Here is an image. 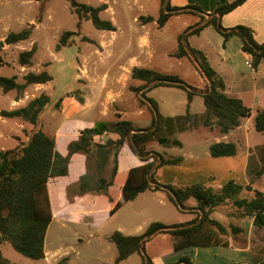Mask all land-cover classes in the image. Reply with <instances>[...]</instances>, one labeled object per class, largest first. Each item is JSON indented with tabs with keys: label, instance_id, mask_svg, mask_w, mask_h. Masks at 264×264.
<instances>
[{
	"label": "trees",
	"instance_id": "1",
	"mask_svg": "<svg viewBox=\"0 0 264 264\" xmlns=\"http://www.w3.org/2000/svg\"><path fill=\"white\" fill-rule=\"evenodd\" d=\"M67 1L78 16L77 26L81 20L89 19L99 29L115 30L110 19L100 17V12L106 8L105 3L91 5L77 0ZM243 1L231 0L218 3L213 11L206 13L209 16L207 19L198 21L179 35L177 48L170 53L173 57L186 56L190 60L203 78L202 86L188 84L173 73H164L144 66L131 67V81H139V83L131 82L128 86L138 96L140 105H145L151 115V122L146 127H135L132 121L120 117V114L111 122L95 121L92 125L80 129L76 138L68 141L67 151L63 155L57 151L53 136L45 133L38 125L39 116L50 101L49 95L44 90L39 91L23 105L0 109L2 117H18L33 125L26 132L25 141L11 148H0V245L8 243L15 251L32 259L45 256V233L52 218L47 182L50 178L67 174L70 156L77 151H81L86 158L85 171L79 176L74 188L75 192L83 194L94 191L106 195L112 204L110 213L146 189L163 190L179 210L196 212L193 219L184 223L152 221L143 232L138 234H124L120 230H113L107 236L108 241L114 244L117 251L113 264H118L134 252L141 255V264H152L144 251V243L158 233H166L170 236L174 250L196 245H227L228 229L210 216L215 206L226 201L236 207L241 215H251L252 225L264 231V191L252 189L247 184L245 188L253 190V194L249 198L241 197L239 194L243 186L234 180H227L216 190L203 182L185 186L160 183L154 178L156 170L164 164H177L182 157L180 155L164 157L158 152L145 149V144L150 140H155L165 147L181 146L178 139H170L163 134L161 130L164 128L165 131L170 132L174 129L187 128L194 123L195 126L215 127L220 133H226L238 126L241 118L249 116L251 109L240 98L229 96L224 92L222 79L209 66L201 51L191 47L186 41V33H198L204 25L210 24L224 39L230 35H237L241 41V49L248 56L250 66L255 69L261 58H264V41L257 42L253 37L252 29L246 25L224 27L220 22L224 13ZM159 5L158 15L155 18L158 27H162L172 15L186 12L199 15L204 13L196 4L172 6L169 0H159ZM141 19L148 22L154 17L146 15L141 16ZM30 32V28L10 31L3 40H0V65L7 63L2 53L3 44H14L26 39ZM72 33L71 30H64L57 39L55 49L67 43ZM80 38L94 43L85 35H81ZM35 49V44L32 43L30 48L20 50L16 57L17 64L32 65ZM21 78L22 80L19 81L16 74L10 76L0 74V90L3 93L14 90L15 99H18L27 85L48 82L52 76L41 69L27 71ZM156 86H174L186 92V107L183 115L163 116L159 112L156 101L146 94L149 89ZM194 94L200 95L203 99L204 113L200 123H196L195 117L189 112V102ZM186 123L187 126L184 125ZM253 127L264 133V109L256 110ZM103 133L108 135L102 141L94 140ZM125 144L139 157L141 163L119 171L117 154ZM208 149L211 156L234 155L237 150L233 141L213 142L209 144ZM111 156L113 164L108 176L105 177L102 171ZM263 173L264 159L256 176ZM190 197L195 200L194 206L185 203ZM229 229L231 233L240 230L232 226ZM179 262L192 264L187 256L179 257L172 264ZM66 263V256L58 261V264ZM0 264L20 263L9 260L0 251Z\"/></svg>",
	"mask_w": 264,
	"mask_h": 264
},
{
	"label": "rangeland",
	"instance_id": "2",
	"mask_svg": "<svg viewBox=\"0 0 264 264\" xmlns=\"http://www.w3.org/2000/svg\"><path fill=\"white\" fill-rule=\"evenodd\" d=\"M77 1L91 5L106 2L109 8L101 11L100 17L110 18L116 29H99L89 19L81 20L77 26L78 16L67 0H0V37L22 28H30L31 31L26 39L14 44H3L2 53L7 63L0 66V74H17L20 81L22 74L27 71L43 69L51 74L50 81L36 90L28 88L21 97L26 102L41 90L49 95L50 101L41 112L38 125L47 134H52L55 127L64 120L68 121L60 128V131H65L68 135L59 137L56 142L58 151L63 154L67 151L68 141L77 135L80 128L92 125L95 121L111 122L116 115L121 114L123 118L132 121L135 127H146L150 124L151 115L148 108L140 105L138 96L128 86L131 82L136 84L131 81L128 65L133 56L143 58L149 53L148 67L177 74L186 83L201 86L200 75L187 58L168 56V52L175 50L177 46L176 32L180 30L179 32L183 33L185 24H191L196 18L189 15L173 18L161 28L150 22L144 23L149 32V45L140 48L138 37L143 29L133 16L156 14L160 6L159 0ZM64 30H71L73 33L68 37L67 43L55 49L57 39ZM81 35L89 37L94 43L82 40ZM32 43L36 48L33 64L21 70L16 62L17 54L22 49L30 48ZM120 64L122 66L115 79L112 76ZM147 94L158 102L159 112L163 115L184 114L181 90L157 86ZM15 97L14 90L6 93L0 90V109L18 106L12 102ZM202 108V99L198 96L193 101L192 110L198 112ZM69 123H72L71 129ZM196 123L200 121L196 119ZM184 125L187 126V123ZM32 127L29 122L18 118L0 116V148H11L23 142L26 132ZM206 128L195 126L194 123L187 128L170 132L164 128L161 130L163 134L170 139H178L181 146L165 147L155 140H150L145 144V149L158 152L164 157L203 154L208 151V142L213 137ZM100 139L103 138H95V141ZM118 153L119 162H122L121 168L140 161L128 146L119 149ZM85 158L81 151L74 152L70 156L67 174L51 178L48 182L53 217L45 234L47 256L32 259L15 251L8 243H3L0 245V251L5 257L20 264H58V260L66 255L77 260L78 264H110L109 257L116 254V249L103 237L113 230L119 229L126 234L141 233L152 221L171 222L170 220L192 216L176 211L168 202L163 208L157 196L159 194L150 191L122 204L112 214H109L107 208L99 205L84 208L83 206L89 203L88 200H83L82 206L76 205L72 201L74 196L102 194L94 191L77 194L74 190L79 176L85 171ZM112 164L111 156L102 171L103 176H108ZM169 167H173V164ZM257 186L261 190L264 188V184ZM62 192L68 202H64L62 196V206L58 208V202L61 200L59 193ZM55 208L57 209L54 211ZM217 214L218 211H215L213 216L219 219ZM139 263L137 254H132L123 264Z\"/></svg>",
	"mask_w": 264,
	"mask_h": 264
},
{
	"label": "crops",
	"instance_id": "3",
	"mask_svg": "<svg viewBox=\"0 0 264 264\" xmlns=\"http://www.w3.org/2000/svg\"><path fill=\"white\" fill-rule=\"evenodd\" d=\"M228 1L231 0H169L170 5L172 6H184L187 4H196L200 7V9L204 13H201L200 14L201 16L197 13H189V12L172 15L168 18L166 23L173 18H179L181 16L189 15L196 18V20H193L191 24H185V28H184L185 30L188 27L196 24L198 21L200 20L204 21L205 19H207L209 16L206 13H210L211 11H213V9L218 3H224ZM101 3L106 4V8L102 10V11H106L109 8L108 4L106 2H101ZM146 15L153 16L154 19L148 22L152 24H156L155 18L158 15V11L156 14H144V15L133 16V19L139 22L141 24V28L143 29V31L140 33L138 37V47L140 48L149 45V32L144 25V23H147V21L141 19V16H146ZM220 22L224 27H231L237 24L246 25L252 29L254 39L257 42H262L264 41V0H244L241 4H239L235 8L224 13L220 18ZM112 23L114 24L113 21ZM114 26L116 25L114 24ZM179 31H177L175 34L176 45H177L178 37L181 34ZM1 38L4 37H0V40ZM186 41L191 47L201 51V53L205 57L206 62L214 70V72L222 79L224 83V92L229 96L240 98L242 102L251 109V112L249 116L241 118L240 124L238 126L229 130L226 133H220L218 129L215 127L209 128L207 126L200 125L203 127H207L206 128L207 132L213 135L212 140L208 142L207 147H209L210 143L217 141H224V142L233 141L236 144V149H237L234 155L211 156L209 154V149L207 152L203 154L194 153V154H189L188 156L180 155L182 157L180 162H178L177 164H173V167H169L170 164H164L160 166L156 170L154 174V178L156 179V181L160 183H171L175 186H185L195 182H203L206 186L211 187L213 190L218 189L227 180H234L235 182L243 186L239 195L241 197L249 198L252 196L253 190L246 189L245 185L249 184L252 187V189L261 190L258 188L257 185L264 184V173L259 176H256V172L260 167L261 161L264 159V133L255 130L253 127V118L256 113V110L264 109V58H261L256 68L253 69L250 66L248 56L241 49V41L239 37L237 35H230L229 37L224 39L223 36L219 34L210 24L204 25L198 33H191V32L186 33ZM173 51L168 52V56H171L170 53H172ZM149 56H150L149 53L145 54V57L143 58L133 56V58H131L130 61L128 62L129 70L131 69L132 66L148 67ZM173 58H187V57L182 56V57H173ZM187 60L190 62L188 58ZM190 64L192 65L191 62ZM121 66H122L121 64L117 66V71L116 72L114 71L115 73L112 76L113 78L116 79L117 72L120 70ZM25 67L26 66H20V69L24 70L22 68ZM192 67L196 70V68L193 65ZM198 74L200 75V83H201L200 85L202 86L203 78L199 72ZM133 82H136V84L139 83V81H133ZM45 83L29 84L26 86L24 92H26L28 88H33V90H36L40 88L42 84ZM166 87L176 88L183 92V98H184L183 104H184V112H185L186 92L178 87H174V86H166ZM153 88L149 89L146 92V94L150 93ZM198 96L202 99V97L198 94H194L192 96L189 102V112L193 115V117H195V119L201 121L202 115L204 113V105L203 108L198 112H194L192 110L193 101ZM12 102L15 103V105H23L25 103L22 97L18 99L14 98ZM18 103H22V104H18ZM156 103H157V107H160L158 102ZM202 104H203V99H202ZM163 116H175V115L164 114ZM120 117H122L121 114ZM3 118H7V117H3ZM10 118H18V117H10ZM117 118L118 116L116 115L115 119ZM67 122L68 121L64 120L60 125L55 127L54 131L51 132L52 134L48 133L49 135L53 136L55 140L56 149H57V143H56L57 139L59 137L68 135V133H66L65 131H60V128L64 126V124H67ZM69 124H70L69 129H71L72 123ZM82 128L83 127H81L80 129ZM107 135H108L107 133H103L99 137H95V138H97V140L99 138L104 139ZM76 136L73 137L72 139L76 138ZM26 139H24V141ZM103 139H100L99 141H102ZM125 146L127 147L126 144L122 147ZM119 161H120V154L118 153L117 169L119 171L128 169L130 167L139 165L141 163V161H138L133 165L121 168L120 164L122 162L120 163ZM68 169H69V163H68ZM48 182H47V193H48L49 203L52 212L53 205L49 192ZM146 191L158 193L159 195L157 196L163 208L167 206L166 202H168L169 204H171V206L175 208L176 211L192 215L186 219L177 218L175 220H170L171 222H164V223H184L190 221L196 216V212L192 210H184V211L179 210L168 199L166 193L163 190L146 189L144 191L139 192L132 200H134L138 196H141ZM261 191H264V188ZM59 194H61V200H59L58 202V208L62 206L61 205L62 196H64V202H68L65 199V195L63 194V192ZM190 199L193 198L191 197L188 198L185 201V203L189 206H194L195 200L193 199L194 201H191ZM83 200H88L89 202L88 204H85L86 206H83L84 208H90L99 205V206H103L104 208H107L110 214V209L112 207V204L109 202L108 197L106 195L104 194L98 196L83 195L82 197L74 196L72 201H74L76 205L82 206L84 205L81 204ZM132 200H129L127 202H130ZM56 209L57 208H55L54 211ZM215 211L216 212L218 211L217 215L219 216V219L213 216V213ZM210 216L217 219L228 229L227 245H203V246L196 245V246H187L178 250H174L172 247V240L170 236L166 233H158L152 236L149 240H147L144 243V251L146 255L151 259L152 264H172L173 262L177 261L178 258L181 256H187L192 262V264H264V231L261 229H257L252 225L251 215H241V212L236 207H234L230 202L226 201L222 204L215 206L213 210L210 212ZM230 226L234 227L235 229L239 228L240 230L236 231L235 233H231L229 229ZM103 239L108 243L113 244L112 242L108 241L107 236H104ZM106 248H108V245H106ZM44 250H45V240H44ZM132 254H137L140 261L139 264H141L142 262L141 255L137 252H134ZM132 254H130L129 256H131ZM46 256L47 253L45 250V256L43 258H45ZM115 256L116 254L110 255L109 257V261H111L110 264H113ZM129 256L127 258H129ZM66 257H67L66 264H78L77 260H74L68 256ZM127 258L120 261L118 264H123ZM178 264H185V263L179 262Z\"/></svg>",
	"mask_w": 264,
	"mask_h": 264
}]
</instances>
